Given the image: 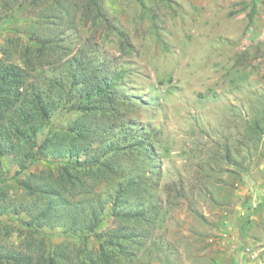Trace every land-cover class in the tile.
I'll return each mask as SVG.
<instances>
[{"label":"rangeland","instance_id":"1","mask_svg":"<svg viewBox=\"0 0 264 264\" xmlns=\"http://www.w3.org/2000/svg\"><path fill=\"white\" fill-rule=\"evenodd\" d=\"M18 1L24 0H0V49L17 44L18 61L25 45L60 35V41L72 40L69 57L90 69L108 64L122 73L118 90L143 103L138 100L132 113L122 107L124 120H114L111 134L93 135V145L117 140L129 119L147 126L143 134L151 149L143 156L122 141L123 154L103 156L116 170L111 183L92 187L93 196L77 188L68 192L74 198H54L59 213L37 229L25 225L34 220L21 206L31 199L17 179L30 171L56 176V167L43 159L12 178L23 158L5 153L0 178H8V196L1 201L6 210L0 207V255L21 251L40 263L41 254L60 248L69 255L66 264H77L83 239L95 255L111 253L112 264H264V0H142V7L136 0H99L111 28L90 19V0H48L15 13ZM252 3L255 15L248 24ZM131 179L140 190L129 197L130 205L150 199L156 206L149 224L116 219L107 209L109 196ZM90 204L101 209L96 234L84 225ZM32 243L37 249L31 250Z\"/></svg>","mask_w":264,"mask_h":264},{"label":"trees","instance_id":"2","mask_svg":"<svg viewBox=\"0 0 264 264\" xmlns=\"http://www.w3.org/2000/svg\"><path fill=\"white\" fill-rule=\"evenodd\" d=\"M47 1H18L13 12H21L28 7L31 10V7L41 6ZM136 1H139L141 7L143 6L142 0ZM90 3L95 12L91 13L90 19H93L97 25L105 23L111 28L112 25L99 0H90ZM13 12L10 13L9 19L15 17ZM88 15L86 16L89 18ZM254 15L255 4L252 3L247 12L248 24L253 22ZM118 35L125 39L123 33L119 32ZM60 40V35L53 37L48 34L38 38V46L25 45L21 49L18 61L14 60L15 52L19 48L17 44H6L0 49L2 54L0 56V157L9 152L22 155L20 169L12 178H17L23 171L28 170L35 161L49 160L48 163L56 167V176H52L49 172L50 177L46 178L41 173L30 171L17 179V184L24 189L23 194L30 196L31 199V202L21 206V209L31 213L34 221L25 222V225L32 229L43 227L47 220L53 218V214L59 213H55L54 205L51 203L54 198L63 197V193L68 198H74L75 193L70 195L68 192L77 188L81 190L78 192L85 190L92 192V187L100 183H111L116 170L112 162L103 156H106L108 151L123 154L120 151L122 141H126L130 148L138 147L144 152L143 156H147V151L151 149L148 137L143 134L147 126L131 123L129 119L125 121V128L117 140H110L103 147L93 145V135L98 136L99 133L105 132L111 134V131L117 127L116 124L114 125V120L119 118L124 120L125 115L119 117L122 107L132 113L138 108V102H143L142 99L138 101L134 96H126L118 90L122 84L120 80L122 73L112 72L108 64L90 69L89 63H82L77 56H68L69 44L72 40L68 42ZM121 42L129 46L126 40ZM47 70L51 71L50 75L44 74ZM68 114H77V116L64 120V116ZM134 126H137V129ZM6 180L8 178H0V207L3 210L5 207L1 201H5L8 196V188H5L4 183ZM136 188H140V185L134 179L120 184L116 193L112 197L109 196L107 209L116 219H132L136 225L141 224L140 222L149 224L153 215H156L154 213L156 206L149 205L150 199L146 202L147 205L141 202L136 207L131 206L130 196L140 190ZM144 193L146 194V191ZM93 195L94 191L91 196ZM41 199L50 201L42 207ZM85 202H89V199ZM124 206L128 208L124 209ZM88 208L90 218L84 223L85 229L96 234L94 220L100 218L97 215L101 209L97 210L91 204L87 208L84 207V209ZM16 211L17 208L14 212ZM73 224H76L74 219L69 226L72 227ZM77 228L75 226L74 230ZM139 233L146 234L141 228ZM111 241L107 242L111 243ZM118 243L116 248L121 251ZM30 246H32L31 250L37 249L35 243ZM99 247L102 248L103 244ZM96 253L90 249L88 242L81 239L78 241L75 263L112 264L109 259L111 253L101 251L100 254L95 255ZM112 253L116 259L118 253L113 251ZM5 256L4 259V256L0 255V262L4 264H66L69 261V255L66 256L60 248L47 250L46 254H41L40 263L35 261L31 254L21 251H11L5 253Z\"/></svg>","mask_w":264,"mask_h":264}]
</instances>
